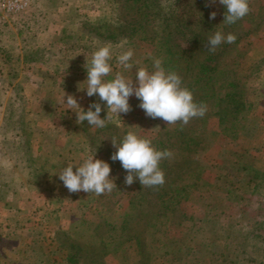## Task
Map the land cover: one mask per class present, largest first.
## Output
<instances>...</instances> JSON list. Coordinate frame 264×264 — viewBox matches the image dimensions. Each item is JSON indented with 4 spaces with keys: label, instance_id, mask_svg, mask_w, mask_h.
Segmentation results:
<instances>
[{
    "label": "rangeland",
    "instance_id": "rangeland-1",
    "mask_svg": "<svg viewBox=\"0 0 264 264\" xmlns=\"http://www.w3.org/2000/svg\"><path fill=\"white\" fill-rule=\"evenodd\" d=\"M6 1L0 0V45L20 61L16 63V76L5 79L0 75V189L5 191L9 186L0 200V230L4 224L8 231L16 229L15 221L22 210L24 214L31 212L30 218L22 220L25 227L37 223V213L50 218L52 224L58 222V214H66V230L72 238L79 237L78 240L90 243L94 240L93 227L83 224L77 228L80 216L94 220L96 211L103 210L109 221H119L127 208V195L120 191L116 195L97 196L83 191L71 193L66 188V204L34 205L40 193L51 192L61 182L58 173L62 159L45 155L41 147L31 149L27 143H21V150L17 149L15 124L24 122L25 140L50 136L47 132L50 127L44 124L60 122L62 114L44 105L57 101L62 107L66 82L81 90L80 100L86 107L92 102L101 103L106 118V102L100 101L98 95L88 97L86 89L83 90L87 79L86 57L90 62L94 51L110 45L113 69L110 79L117 71H122L135 83L137 67L153 70L149 54L164 62L163 54L158 55L156 43L139 39L132 44H113L81 36L78 28L84 30L83 22L87 19L113 17L114 6L109 0H27V5L17 12L7 11L3 7ZM158 1L159 10L194 11L191 0ZM205 5L211 23L207 26L209 35L222 31L237 37L235 43L228 44L225 52L213 61L214 71L206 74L219 79L223 85L218 84V93L208 97L206 115L193 118L188 124L190 137L196 139L193 151L184 154V143L179 142L167 148L173 155L160 163H164L161 168L168 177L173 176L170 190L178 199L175 211L167 212V218L159 224L156 222L155 227L138 223L137 219L132 223L143 232L150 264H264V0H250L249 14L232 25L223 23L226 7L219 0L215 3L210 0ZM212 12L217 13L215 19L210 18ZM200 23L198 21L197 27L205 26ZM191 33L186 28L173 32L174 53H178L179 65L185 64L189 55L192 58L196 55L200 60L205 57ZM128 49L134 51L130 61L133 68L124 70L118 65L117 56ZM36 57L38 59L31 60ZM186 72L182 71L184 75ZM231 81L237 85H227ZM36 87H41L42 93H37L41 91ZM235 89L239 95L232 101L225 95ZM140 102L133 94L129 98L130 112L120 116L112 114L107 123L118 125L117 130H113L114 135L110 130L88 126L86 140L100 145L97 159L108 150L102 141L116 152L112 139L116 140L129 128L153 139L175 126L161 118L146 116L138 106ZM184 128L187 130V125ZM96 130L100 131L99 135ZM82 145L78 144L71 164L78 165L92 154L90 149L94 148L90 143L88 148ZM40 168L49 177L40 183L46 187L44 190L14 189L19 183H29L28 179ZM117 177L120 178L110 173L114 182L119 181ZM123 182L118 188L128 189ZM8 236L10 234L0 238V249H7L0 252V264H13L9 249L16 245L17 239ZM156 249L171 253L155 255ZM102 260L103 264H132L137 261V254L134 249L125 253L118 251L106 254Z\"/></svg>",
    "mask_w": 264,
    "mask_h": 264
},
{
    "label": "trees",
    "instance_id": "trees-1",
    "mask_svg": "<svg viewBox=\"0 0 264 264\" xmlns=\"http://www.w3.org/2000/svg\"><path fill=\"white\" fill-rule=\"evenodd\" d=\"M109 1L112 2L114 6L113 17L110 19H87L86 22H83L84 30H82L81 27L78 28V30L81 29V36L85 35L86 37H90L91 39L93 38L100 43L132 44L138 39L151 44L156 43L158 47V55L160 56V54H163V66L165 69L174 71L180 75L183 84L193 92L196 102L206 103L208 97H214L215 94L218 93L216 87L218 84L223 85L222 82L217 78L214 79L212 77H208L206 74L209 71H214L215 67L212 65L213 61L219 57L220 53L225 52L224 48L227 47L229 43H221L214 53H210L206 47L208 36L210 34L207 30V26H210L211 23L208 18L209 15L205 12V4H208L210 0H191L189 3L193 4L194 11L189 12H186L182 8H174L169 11L159 10L160 8L156 7V4L159 2L158 0ZM198 10L199 14H196ZM198 21L201 22L200 24L205 26H201V28L197 27ZM181 28H186L187 30L192 31V40L196 42V46H200L198 50H202V52L205 53V57L202 60H200V58L196 55L195 58H192L191 55H189L187 56V59L185 58L186 63L179 65L177 58L178 53H174V43L172 39L173 32L180 31ZM64 29L62 31H64ZM78 30L76 29V31ZM35 59L38 58L36 57L31 60ZM19 61L20 60L18 56L12 57V55L8 53V49L1 47L0 45V75L3 78L6 79L16 76V70L18 67L16 63ZM15 65L17 66L13 67ZM182 71L187 72L184 75V72L182 73ZM189 72L192 73L189 75ZM110 77L111 75L106 77V79H110ZM227 85L233 87L236 86L237 83L231 81ZM197 93H199L198 98ZM237 93L238 92L235 89L227 93L225 96L229 99L231 98L232 101H234L233 99H235V96L239 95V93ZM134 117H136L135 114ZM101 118H105L104 109L101 111ZM121 120L122 122H125L123 119ZM23 123L17 122L15 124V129H17L16 137L18 138L17 149L20 150L21 148L19 145H21V143H27L30 148L32 147V140L30 138H27L26 140L24 139L25 137L23 136V133L25 125ZM88 126H90L89 123L84 121L82 124L83 129L81 135L84 140L83 142L78 141V143L83 144L82 146L87 148L88 144L90 143V145L94 148L90 149L91 153H96L97 155L100 152V145L93 144L86 140ZM116 126L118 125H115V123L109 124L106 122V126L103 128H98V130H110V133L114 135L116 131L113 133V130H117ZM188 126L189 125H187L186 130L184 125L177 122V124H175L172 129L158 133L157 136L152 139L154 146L159 150H165L168 147L174 146L181 142V144L184 143V154H189L195 148L194 143L196 139L194 137H190L191 128ZM96 133L99 135L100 131H97ZM125 133L126 131L121 132V134L117 136L118 138L116 141L120 142ZM187 135L188 137L186 138ZM101 143L108 150L106 153H103L102 156L98 155L99 159L109 163L112 169L111 173L114 175H119L120 177H117L119 179V181L115 182L117 188H115L111 194L116 195L118 194L117 192L123 191V194L127 195L128 197L126 205L127 208L125 207L126 209L120 216L119 221L114 223L107 219V216L104 215L103 210L96 211V219L94 220H90L84 215L82 217L80 216V221H77V228H79V225L83 224L93 227L94 240L90 243L87 241L82 242L81 240H78L79 237L72 238L68 230H59L55 235L54 242L59 251L62 253V264H79L81 261L86 264H103L102 259L106 254L116 253L118 251H123L125 253V251L131 249H134L137 254V261L132 264H150L149 261L151 257H149V253L146 252L142 236L143 232L142 230H139L133 226L132 222L137 219L138 223H144L147 226L155 227L156 222L159 224L162 222L163 218L164 220L167 218V212L175 211V204L178 202V199L170 190L173 176L168 177V175L164 172L165 180H169V183L165 182L163 186L144 188L139 179L136 178L133 184L128 185V189H123V186L118 188V186H120L123 182L120 179H123V183L125 184V177L128 173L122 167V164L119 160L113 161L111 159L114 153L112 152V149L105 145L103 141ZM163 166L164 163L160 164V167ZM161 169L163 170V168ZM44 173L45 172L43 168L36 170V172L33 173V177L28 179L30 180L29 183H19V185L14 187V189H30L33 191L44 190L46 187H43L40 183L43 179L49 178ZM8 190V185L6 186L5 191L0 189V200L3 199L5 192ZM80 234L83 233L80 232ZM169 253L171 252L167 250L160 252L156 249L155 255H167ZM171 258L178 257L176 255H171Z\"/></svg>",
    "mask_w": 264,
    "mask_h": 264
},
{
    "label": "clouds",
    "instance_id": "clouds-1",
    "mask_svg": "<svg viewBox=\"0 0 264 264\" xmlns=\"http://www.w3.org/2000/svg\"><path fill=\"white\" fill-rule=\"evenodd\" d=\"M215 2L216 0H212V3ZM219 3L226 7L223 23L228 25L235 24L250 12V0H219ZM216 15V12H212L210 18L215 19ZM236 39L233 33L225 35L222 31H216L208 36L206 47L210 53H214L221 43L232 44ZM133 56L132 49L120 53L117 56L118 65L124 70L132 69L133 64L130 61ZM149 56L153 59V70L150 71L145 66L137 67L135 83L133 78L127 77L122 71H117L114 78L106 79L113 71L110 63L112 59L110 45L94 51L90 62L86 57L87 79L84 81L86 87L83 90L86 89L88 97L98 95L100 101L106 102L107 116L101 118V103L94 102L85 111L73 95L65 93L67 99L65 102L64 96V102L68 109L76 112V122L83 124L87 121L90 126L103 128L106 122L111 120L112 114L120 116L121 113L132 110L129 98L133 94L141 101L138 106L145 111L146 116L153 119L161 118L168 125L179 122L186 126L193 118L205 116L208 105L195 101L193 92L183 84L180 75L163 67L162 58L151 57V54ZM81 109L83 111H80ZM112 142L117 151L113 153L111 159L119 160L128 173L125 184H133L136 178L144 188L165 184V173L160 163L172 157L171 150L157 149L151 138L138 134L132 128H129L120 142L115 139H112ZM111 171L110 164L97 159L95 153L87 155L78 165L68 164L58 175L69 192L83 191L99 196L111 193L117 188L114 180L110 178Z\"/></svg>",
    "mask_w": 264,
    "mask_h": 264
},
{
    "label": "crops",
    "instance_id": "crops-1",
    "mask_svg": "<svg viewBox=\"0 0 264 264\" xmlns=\"http://www.w3.org/2000/svg\"><path fill=\"white\" fill-rule=\"evenodd\" d=\"M36 88L41 91L37 93H42L43 89L41 87ZM80 93L81 90L78 89L77 86L74 87L73 85H68L66 82V94L73 95L80 104V107L87 110L88 107L83 105L80 100ZM60 104L61 103L57 101H49L48 104L44 105L48 109L52 107L53 110L58 111V114L61 112L62 119H59L61 120L60 122L54 120L45 123L44 125L50 127L47 129L50 136L46 135L39 140L34 139L31 143V146L34 149L41 147L40 151L42 153L44 152L45 155L62 159L59 172L71 163V158L73 160L76 156V148H78L79 144L78 141L83 142L84 140L81 136L83 129L82 124L76 122V112L72 109H68V105L65 102L62 107H60ZM80 111L83 110L81 109ZM36 200L37 201L34 202V205L36 206L66 204V187L61 181L59 185H56V187L51 190V192L40 193ZM26 213L27 214H24L22 210L20 214H18V220L15 221L16 229L8 231L4 224L2 230H0V238L10 234V236H12L11 238L17 239L16 245H13L14 247L12 246L9 249L12 251L11 256L14 258L12 263L62 264V253L57 248L54 238L59 230H66V214H58L56 217L58 218V222L52 224L53 221L51 222L50 218L48 219L47 217H44L45 215L37 213V223L34 224V226L26 224L28 227H25L24 221L30 218V215L28 214H31V212L28 210ZM20 217L23 219H20ZM4 250L7 251V249H0V252H3ZM1 263L4 264L3 262Z\"/></svg>",
    "mask_w": 264,
    "mask_h": 264
},
{
    "label": "built area",
    "instance_id": "built-area-1",
    "mask_svg": "<svg viewBox=\"0 0 264 264\" xmlns=\"http://www.w3.org/2000/svg\"><path fill=\"white\" fill-rule=\"evenodd\" d=\"M27 5V0H7L3 5L7 11L17 12L22 10Z\"/></svg>",
    "mask_w": 264,
    "mask_h": 264
}]
</instances>
